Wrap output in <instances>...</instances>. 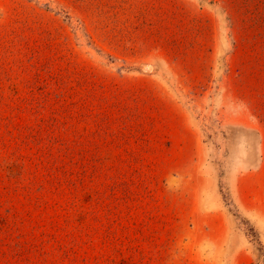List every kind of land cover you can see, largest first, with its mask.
<instances>
[{"label":"rangeland","instance_id":"374dc122","mask_svg":"<svg viewBox=\"0 0 264 264\" xmlns=\"http://www.w3.org/2000/svg\"><path fill=\"white\" fill-rule=\"evenodd\" d=\"M260 129L264 0H0V264H264Z\"/></svg>","mask_w":264,"mask_h":264},{"label":"crops","instance_id":"0c3cea01","mask_svg":"<svg viewBox=\"0 0 264 264\" xmlns=\"http://www.w3.org/2000/svg\"><path fill=\"white\" fill-rule=\"evenodd\" d=\"M259 133H260V139H261V142H260V154H261L260 161H259L258 166L246 175V177H247L246 180H248L250 182V185H251L250 199H251V197L253 198V196H254L255 191H254L253 187L255 189H257V187H258L260 190V199L259 200H261L262 207H264V129H260ZM240 179L241 178H238V180H239L238 182L241 181Z\"/></svg>","mask_w":264,"mask_h":264}]
</instances>
